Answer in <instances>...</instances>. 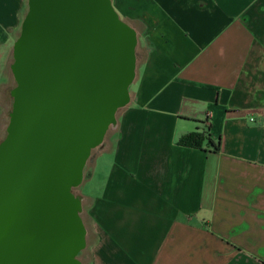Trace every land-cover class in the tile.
I'll return each instance as SVG.
<instances>
[{"label":"crops","instance_id":"crops-1","mask_svg":"<svg viewBox=\"0 0 264 264\" xmlns=\"http://www.w3.org/2000/svg\"><path fill=\"white\" fill-rule=\"evenodd\" d=\"M112 4L144 53L84 170L83 264H264V0ZM27 11L0 0V93ZM195 131L201 148L181 143Z\"/></svg>","mask_w":264,"mask_h":264},{"label":"water","instance_id":"water-1","mask_svg":"<svg viewBox=\"0 0 264 264\" xmlns=\"http://www.w3.org/2000/svg\"><path fill=\"white\" fill-rule=\"evenodd\" d=\"M138 45L112 0H28L0 142V264H83L75 189L130 102Z\"/></svg>","mask_w":264,"mask_h":264},{"label":"rangeland","instance_id":"rangeland-1","mask_svg":"<svg viewBox=\"0 0 264 264\" xmlns=\"http://www.w3.org/2000/svg\"><path fill=\"white\" fill-rule=\"evenodd\" d=\"M137 53H139V57L142 58L143 56V46L142 44L138 45L137 47ZM134 86L131 87V89L133 88ZM0 104L3 106V110L4 113L1 115L0 117V141L6 136L7 134V131H6V127L8 125V122H9V116L7 114L8 112V109H11L12 108V104H13V97L8 93V92H3V93H0ZM122 111V109L119 111L118 114H120ZM113 127L110 128V130L108 131L105 139L111 134V132L113 131ZM99 148H95L93 151H92V156L91 158L89 159V165L92 163V160H93V157H94V154L96 152L99 151ZM99 179L98 176H96V178L93 180V182H90V180H85L83 181V183L75 189V192L78 193V194H83V195H86L88 194V191H90L89 189H92L94 190L98 188V183L96 182V180ZM84 222H85V225L88 227L89 224H90V219L88 218V216L86 215V213H84ZM87 249H84L80 254H79V258L82 260V259H85L86 258V255H87Z\"/></svg>","mask_w":264,"mask_h":264},{"label":"trees","instance_id":"trees-1","mask_svg":"<svg viewBox=\"0 0 264 264\" xmlns=\"http://www.w3.org/2000/svg\"><path fill=\"white\" fill-rule=\"evenodd\" d=\"M205 136L203 133H200L198 131H195L189 135H187L186 137H184L181 140V143L184 145H188V146H194V147H202V142L204 141ZM211 142V141H210ZM221 149V139H219L217 141L216 144H214V150L216 152L220 151Z\"/></svg>","mask_w":264,"mask_h":264},{"label":"built area","instance_id":"built-area-1","mask_svg":"<svg viewBox=\"0 0 264 264\" xmlns=\"http://www.w3.org/2000/svg\"><path fill=\"white\" fill-rule=\"evenodd\" d=\"M251 120H254V117H251Z\"/></svg>","mask_w":264,"mask_h":264}]
</instances>
